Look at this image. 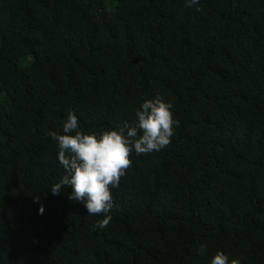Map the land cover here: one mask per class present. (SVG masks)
<instances>
[{"label":"trees","instance_id":"obj_1","mask_svg":"<svg viewBox=\"0 0 264 264\" xmlns=\"http://www.w3.org/2000/svg\"><path fill=\"white\" fill-rule=\"evenodd\" d=\"M184 5L0 0V264H264V0ZM157 96L179 127L130 155L100 229L50 193L48 133L70 112L84 132L134 123Z\"/></svg>","mask_w":264,"mask_h":264},{"label":"clouds","instance_id":"obj_2","mask_svg":"<svg viewBox=\"0 0 264 264\" xmlns=\"http://www.w3.org/2000/svg\"><path fill=\"white\" fill-rule=\"evenodd\" d=\"M200 0H185V7L198 5ZM173 104L157 96L145 99L136 109L134 123L125 121L114 129L97 133L84 132L74 112L63 124V135L48 133L57 144V159L66 173L50 193L60 195L67 186L71 188L70 200L79 201L87 215H102L96 227L106 228L116 209L112 189L119 186L121 177L131 165L130 155L159 152L171 143L179 121L174 118ZM118 210V209H116ZM44 209L41 207L40 214ZM206 247L201 245L197 254L204 256ZM209 264H240L229 260L224 251H217Z\"/></svg>","mask_w":264,"mask_h":264}]
</instances>
